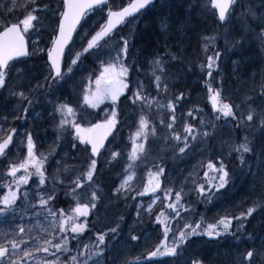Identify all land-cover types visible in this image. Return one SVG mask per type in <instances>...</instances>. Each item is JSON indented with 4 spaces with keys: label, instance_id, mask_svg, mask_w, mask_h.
Returning <instances> with one entry per match:
<instances>
[{
    "label": "snow or ice",
    "instance_id": "snow-or-ice-1",
    "mask_svg": "<svg viewBox=\"0 0 264 264\" xmlns=\"http://www.w3.org/2000/svg\"><path fill=\"white\" fill-rule=\"evenodd\" d=\"M211 5L216 10L214 23L218 28H224L226 46L243 49L246 43H251L254 39L264 50V0H211ZM199 6V0H128L126 4L123 0L120 4L115 0H26L22 7V18L12 19L17 8L16 0H13L12 6L0 15V89L9 86L15 73L21 90H13L11 95L17 97L21 103L27 102L24 113L27 114L34 101L43 95L47 103L53 105L49 116L53 120L59 117L55 125L57 135L54 143L59 146L67 134L72 136L70 143L73 150L79 151L81 145L85 152L90 149L86 170L57 160L51 187H48L49 177L46 176L45 165L49 155L37 153L32 132L28 131L26 134L27 154L23 159H13L9 155V145L13 144V133H17V129H11L6 138L0 137V158H3L0 159V188L7 189L0 196V217L11 216L14 223L20 207L17 202L22 200L24 212L31 211L36 218L44 217L47 227L42 231L50 237L38 235L26 239L32 229H26L23 223L17 226L18 230L12 231L11 239L7 238L9 233L0 232V237L4 238V242L0 243V264H116L108 256V252L111 240L120 235L124 217L119 218L115 227L97 232L95 240L83 243L82 247L79 237L85 233L88 225L79 221L81 217L87 219L103 200L102 189L95 183V176L99 171L98 158L104 154L102 149L108 150L105 140L110 135L114 137L122 123L120 116L123 113L117 107L122 96L132 109L131 115L126 118L136 116V127L135 131L130 132L132 147L124 165L123 179L114 188L113 194L119 197L132 190L131 185L137 176V169L147 168L148 182L143 191L137 192V196L143 197L152 193L153 199L147 207L136 205V218L129 229V243L140 241L139 234H131L133 228L137 222H143L142 212L149 218L152 216L157 201L163 203L155 220L163 228V239L155 244L154 250L147 251L146 259L142 254L133 259L125 257L120 264H149L163 257L171 258V264H205L202 257L187 255L193 240H204L205 237L206 243H212L221 237L232 238L237 254L232 258L231 264H264V86L255 95L246 93L239 102H233L223 96L222 83L220 88H214L210 81L206 82L211 113L205 116L203 110L195 106L186 113L187 118L199 121L197 125L189 123L183 113L177 116V109L185 100V94L180 92L179 95H169V81L178 80L182 71L173 72L172 68L175 64L184 62L186 51L183 38L178 39L175 44H169V40L173 39V33L181 34L182 37L186 32L199 29L200 22L195 16ZM176 9H184L186 15L173 24L172 15ZM96 11L105 13V22L94 33H85L82 39L86 40V44H82L80 50L73 54V33L77 31V25L81 24L89 12ZM149 11L159 12L160 34L165 39L163 53L157 49L148 60L149 70L145 75L149 84L146 85L143 80L133 81L131 75L133 72L144 71L143 65L134 67L137 63L135 60L129 64L136 26H133L130 36L118 30V26L138 21L142 14ZM45 20L51 27V32L48 33L49 43L40 47L46 31ZM34 33H39L41 38L32 41L33 50L30 52L26 37L31 40ZM197 34L200 35V45L207 59L206 65L201 63L200 68L203 71L206 67L207 76L211 78L213 68L218 67L217 61L222 56L221 51L215 50L220 34ZM210 48L213 51L208 55ZM41 53H46L47 59L38 73L34 74L26 67L17 66L24 63L20 58L40 56ZM89 57L98 63L99 73L93 71L88 76L79 111L67 99L60 100L57 96L53 101L52 97L70 84L77 70L83 71L80 65ZM40 59L43 60V56ZM233 64L239 67L240 61H233ZM25 80L27 84L24 83ZM152 85L155 86L156 95H152ZM12 87L15 89L17 85L13 83ZM127 92H131V95L127 96ZM257 100L260 104L256 103ZM105 101H111V114L106 115L103 121L85 127L83 121L86 119V109L98 108ZM154 105L160 113L158 125L150 115ZM16 119L20 117L17 116ZM0 131L3 129L0 128ZM237 131L245 133L240 142L233 139L230 143L222 139L223 135ZM218 138L221 150L218 164L210 159L206 167L202 162L193 165L177 189L176 178L169 177L164 166L165 154L171 151L173 160H183L197 145L203 146L201 154L210 147L215 151L210 142ZM21 143L23 144V140ZM225 148L227 158L231 159L235 155L240 172L252 178L255 195L250 206L240 211L239 215L225 213L214 223H207L205 227L203 216L200 220L193 219L195 209L188 197L194 192L197 202L207 204L228 191L234 182L235 171L229 169L225 163ZM122 157L120 150H113L106 162L109 165L118 163ZM5 160L8 162L6 170L3 167ZM61 163L64 173L67 174L66 178L71 177L73 172L76 173L75 178L69 179V184L66 185L68 191L65 196H71L76 201L75 207H70L69 210L55 207L58 186L64 182L59 178ZM21 171L23 174L18 176ZM201 171L203 177L200 176ZM33 176L38 179L34 193L22 190V186L29 185ZM161 178L169 179L170 186L162 187ZM257 185L258 192L255 187ZM185 188H189V191L185 192ZM159 192H163V197L158 195ZM257 214L261 216V223L250 228L251 220ZM173 221L176 223L175 228ZM69 232L75 235L69 237ZM33 240L35 245L31 243ZM71 240L76 241L75 254H72ZM241 244L246 246L242 251L239 248ZM147 247L148 237L145 236V248ZM41 253L45 255L41 256ZM57 253L68 255L62 261Z\"/></svg>",
    "mask_w": 264,
    "mask_h": 264
},
{
    "label": "trees",
    "instance_id": "trees-1",
    "mask_svg": "<svg viewBox=\"0 0 264 264\" xmlns=\"http://www.w3.org/2000/svg\"><path fill=\"white\" fill-rule=\"evenodd\" d=\"M25 2H26V0H16L17 8H16L15 14L13 15L12 19L20 18V17H16L17 13L18 14L21 13V15L23 16L22 7H23V4ZM120 2H121V0H120ZM123 3L124 4L128 3V0H123ZM8 4H10V2L4 3V4L2 2H0V15L4 14L6 12L7 8L12 6L13 2L10 5H8ZM199 4H200V6L198 7L197 12L195 13L196 19L200 22L199 29H197L195 31L186 32V33L182 34V37H181V34L173 33V39L169 40V44H175L178 39L183 38L184 44L186 43V47H184V49L186 50L184 62L182 64H180V63L175 64V66H177V69L182 70V71L180 72V76H179L178 80L169 81V95L175 96V95H179L180 92H183L185 94L186 101H191L190 98L192 96H194L195 93H199V92H197L198 86H199L200 92H201L200 98H203L205 96V94H206L205 98H208L209 94H208V89H207V84H206V82H208V81H210L212 83L214 88H220L221 83H222V86H223V93L222 94H223V96L226 99H230L233 102H239L240 99L246 93L251 94L250 91L252 92L253 95H255L256 93H258V91H260L261 86H264V50L261 49L260 43L258 41H256V45H255L257 55L260 58V63L258 66H256L257 69L255 68L248 78H242L244 81L237 83L236 81L241 79L239 74H240V72H242V70L236 72L235 66L229 65V58H231L230 63L233 64V61H234L233 57L240 55L241 52H243V49H246V47H244L243 49H233L230 45L226 46L224 38H223L224 28L223 27L218 28L216 23H214L216 18H215L213 11L211 10V8L209 6L208 0H199ZM204 5H207V6L204 7ZM185 8H186V6H185ZM144 15L145 16L137 22L136 29L140 24H143V23L151 25L152 23H151V21H149L150 16L152 17L151 19H152L153 23L155 24V27L152 30L147 31L143 35L135 36V40L132 42L133 46L131 48V52H130V56H129V64H132L134 60L137 62L134 65V67H140L142 65L141 62H144V61L147 62L149 60V57L151 58L156 53L157 49H159L161 54L164 51L163 41H164L165 37L160 34V25H159V21H158L159 12L158 11H149ZM185 15H186V11L184 9L174 10L173 15H172V23L175 24L182 16H185ZM103 19H104V17H103ZM131 23H129L130 29L127 33V35H129V36L133 30V28L131 27L133 25ZM148 32H150V34H148ZM216 32H219L220 38L216 42L215 50L221 51L222 56L217 61L218 67L213 68V75L211 78H209L207 76V68L205 67L203 71L200 68L201 63H204L206 65L207 59H206V55L203 52L201 45H200V35L197 33H200L203 35H213ZM143 36H146L145 41L140 40V38L143 39ZM43 37H46L45 33H44ZM42 41H44V43L47 44V42L49 41V37L46 39L43 38ZM139 43H141V46L142 45L144 46V49L148 48V45H149V47H150V48H148L149 55L148 54L147 55L141 54L140 49L137 47V45ZM195 46H197V47H195ZM173 51H175V48H173ZM212 51H213V49L210 48L208 55H211ZM41 56H43L44 59L42 61L44 62L45 53H42ZM82 64L84 65V68L86 70L89 69L90 73H92L93 71H95L96 74L99 73L98 63L94 62L90 58L84 59ZM228 66L230 67V70H231L230 74H229V72H225V70ZM140 74H141V72H140ZM131 75H132L133 81L140 79L142 77V74L140 76L139 73H135V72H133ZM93 79H94V77H93ZM182 80H184L186 82L185 83L186 87L180 86L181 85L180 82H182ZM232 84H233V86H232ZM43 97H44L43 95H40L38 99L39 100L41 99L43 101L44 100ZM52 99H53V101L56 100L55 97H53ZM122 100H125V98H123ZM121 101L119 103V108H121L124 104L123 102L121 103ZM189 103H191V102H187V105ZM206 103H207V101L205 102V104ZM256 103L260 104V101L257 100ZM110 105L111 104H109V106ZM52 106H53L52 104H49L46 102V104L44 105L43 108H52ZM105 106L107 107L108 104H106ZM110 107H112V105ZM118 111L123 113V115H122L123 118H121V121L124 120V118H126L127 115L130 116L132 113V109L129 107V102L126 101L125 108H123V110L118 109ZM90 113H91L90 117L92 120L95 121L98 119V117L96 118L98 113H95L92 110H90ZM41 114H42V112L40 111V115ZM28 115H30V112H28L26 114V117H29ZM2 117H3V114H2V111H0V123L1 124H2V120H1ZM19 117L21 119L22 118L24 119V116H22L20 114H19ZM131 118L133 121H136V116H131ZM26 129H27L26 132L31 131L33 136H34V134H36L35 130L31 126H27ZM120 131H121L120 129L117 130V132L115 133V136L112 138L110 144L113 147L112 151L113 150H120L123 153L122 159H120L118 163H113L111 165H109L106 162L108 157L110 156V154L107 156H102L98 159L99 171L95 176V183L97 185H99L102 189L103 200L98 205V208L96 210H93V212H92L93 214H91L87 220L81 222V223H87V225H88V227L85 230V233L80 234V237H79L82 240L81 247L83 246V243H88L89 240H95V236H96L97 232H104V231H107L111 227H115L116 223L119 220V218L117 217L114 221H112V219L110 217V213L113 212V213L117 214V212H115V210L120 209L122 207V205L120 204L117 206H113L112 210H111V206H112L113 202L110 200H113V198H114V194H113L114 188L120 184V182L123 178L122 173H123L124 165L127 162L128 153L130 152V149H128V147H125L124 142L121 140V138H119ZM244 134L245 133L243 131H237L236 133H232V138L235 140V142H240V140ZM249 135H250V133H249ZM80 149H81V153H82V158L80 160H78L76 157H74L71 159V161L73 163V166H75L76 168L81 169V170H86L87 164L89 162L88 161V153L83 150L84 149L83 145L80 147ZM74 152H76V151L73 150L72 152H68V153L74 154ZM223 155L225 156V163L228 165L229 169H232L235 171L236 167L239 165V162L236 160L235 155H233V157L231 159L227 158L226 152H224ZM171 157H172V152L168 151L165 154L164 166L166 167V169L168 171L169 177H172L171 176V170H169V167L171 165V159H172ZM45 167L47 169L46 176L49 177L48 187H51L52 176L50 175L49 170L52 168V165L46 164ZM145 171H148V169L145 168ZM188 172H189V170L187 171V174L183 175V177L180 180H176V185L180 184V182L184 179V177L188 175ZM200 176L203 177V174L200 173ZM36 184H38V179L35 176H33L29 180V185H23L22 186V190H29V191H32L34 193L35 188H36ZM68 184L69 183L64 182L63 184L58 186L59 192H58V200H57L56 205H55L56 208H64L66 210H69L70 207H75L76 201H74L71 196H65V192L68 191V188L66 187V185H68ZM163 186H164V183H163L162 187ZM232 187L233 186L230 185L228 188V191L224 192L222 196H218L211 203H207V204L197 202V196L193 192L188 197V199L192 202V207L195 209V215H194L193 219L194 220H200L201 216H203V214L206 211V207L210 208V209L213 208L214 202L218 199H222L223 197L227 196L230 193V189H232ZM77 191L79 192V190H77ZM188 191H189V188H185V192H188ZM5 192L6 191L0 190L1 196H3V194ZM159 194L161 197H163V192H161ZM21 195H22V193H21ZM127 195H128L127 199H129V197L132 196V194H130V193ZM173 199H174V196H173ZM17 203H18V205H20V207L17 210V214L15 216V222L13 223V217H11V216H9L7 218L0 217V232L9 233L7 238L11 239L12 238V235H11L12 231L14 229L18 230L17 226L20 225L21 223H23V226L26 229H29V228L32 229V231L30 233H28V235L25 237L26 239L29 236L35 237L38 235L43 236L45 238H50V237H47V234L45 232L43 235H41L42 229L47 227V221H45L44 217L40 216L39 218H36L33 212H31V211L24 212L22 200H18ZM33 203H35V200H33ZM137 204H139V203H137L136 200L131 202L130 207L132 209H129V213H126L127 210H125L126 214L121 215L124 217V222L121 223L120 232L125 234V236H126V238H128V240H130V231H129L130 226L133 225L134 220L136 218V212H137L136 205ZM162 207H163V203H162V201H159L157 203V205L154 207L153 214L150 218L148 217V215L146 213L142 212L143 222L142 223L137 222L135 224V227L133 228V231L131 234H139L141 236V239L138 243L132 242L133 244L132 243L131 244L136 245V246H138V245L141 246V241L145 240V236H147L148 237V247L145 248L140 253L133 256V258L142 254L143 258L146 259L147 258V251L148 250H154L155 244H157L159 242V240L161 239L162 235H159V236L157 235V233H159L160 231H159L158 225L155 223V220H156V214H158L161 211ZM126 208H128V207H126ZM21 216H23V221H21ZM207 223H209V222L205 221V225H204L205 227L207 226ZM152 224L154 225L153 228H151ZM173 224H175L174 221H173ZM233 224H235V221H233ZM180 226L182 227L183 223ZM36 232H38V234L34 235V233H36ZM68 235H69V237H71L75 234L69 232ZM125 236H121V237H118L114 240H111L110 251L108 252V255L111 252H113L114 248H116V246H118L120 240H122ZM109 239H110V237H109ZM224 239H225V241H229L231 239V237H221L212 243H206L205 242L207 240L206 237L204 238V240H200V239L196 238L193 240V243L189 246L188 251H187V255L202 257L205 264H222V261L220 259L218 260V258H216V255L221 254L222 248L225 247L226 244H222L221 246H219L220 244L217 245L216 243L222 242ZM3 242H4V238L0 237V243H3ZM31 243L33 245H35L36 242L33 240V241H31ZM41 243H42V240H41ZM75 245H76V241L71 240L70 241V247L72 248V254H75V252H76ZM244 247H246V246H244ZM205 248L210 249V254H211L210 258H207L204 256L205 252H206V251H204V250H206ZM57 255H59L61 260L63 261V260H65V257L68 254L65 253L64 255H61L60 253H57ZM133 258H131V259H133ZM149 264H171V258L163 257V258H160L158 261L149 262Z\"/></svg>",
    "mask_w": 264,
    "mask_h": 264
},
{
    "label": "rangeland",
    "instance_id": "rangeland-1",
    "mask_svg": "<svg viewBox=\"0 0 264 264\" xmlns=\"http://www.w3.org/2000/svg\"><path fill=\"white\" fill-rule=\"evenodd\" d=\"M0 2L7 3L10 2V4L13 2V0H0ZM55 2V0H54ZM115 2L117 4H120V0H115ZM8 4V5H10ZM238 11V10H237ZM105 13L101 12V11H96L95 13L90 14L86 21L84 22V24L82 25V27L80 28V30L78 31L77 35L74 38L75 43L72 44V50H73V54L75 53V51L80 50V47L82 44H86V40L82 39L85 35V33H94V31L98 30L99 26L103 23ZM16 17H20L22 18L21 13H17ZM142 18H140L139 20H141ZM138 20V21H139ZM138 21H133L132 25L137 26V22ZM133 26H131L133 28ZM44 27L46 29L45 34L46 37H43L44 39L48 38V33L51 32V27L48 26V21L45 20L44 21ZM130 29V26H124L121 30L123 31V33L125 35H127L128 31ZM148 34H150V32H148ZM40 34L39 33H34L31 37V40H28L27 37L26 39L28 40L29 46H30V52H32L33 50V45H32V41L40 39ZM42 38V39H43ZM47 42V41H46ZM49 43V41L47 42ZM46 43H44V41L41 42L40 47H44ZM138 47V45H137ZM42 55V53L40 54V56ZM40 56H36V55H31L30 58L28 60H25L23 64H18V67H26L27 69L31 70L34 74L38 73L39 71L42 70L41 66L44 63L42 61V59H40ZM45 57H46V53H45ZM91 60H93L91 57H89ZM152 58V57H151ZM150 59V57H149ZM144 68V71H141L142 77L141 79H137V80H143L145 81V84L148 85L149 81L147 76L145 75V72L149 70V66H148V61H144L141 62ZM80 68L83 69V71H80L79 69L76 72V75L74 76L73 80L70 82L69 85L64 86V88L56 93V97L58 96L60 98V100H64L67 99L68 102L73 105L74 107H76L79 111L80 105L82 103V96H83V90L84 88L87 86L88 84V76L90 75V71L89 69H85L84 65L81 64ZM257 69V68H256ZM177 66L172 68V71L176 72ZM135 80V81H137ZM15 83L16 85L20 84V81L16 78L15 73L13 74V80L10 81L9 86L3 89H0V95L3 94V92H10L11 90H14L12 87V84ZM177 85V84H176ZM133 87L135 88V85L133 84ZM151 92L152 95H156V90H155V86L152 85L151 86ZM199 93H195L194 96H192L190 98L191 101H186V99L181 102V104L179 105L178 109H177V116H180L182 113L185 114V118L188 120L189 123H192L193 125H197L199 123L198 120H191L190 118L186 117V113L188 111L189 108L192 107H199L200 109L203 110V114L205 116H207V114L211 113L212 108H211V102L209 100V96L208 98H205V96L203 98H198ZM200 96H201V92H200ZM52 97V98H53ZM44 98V97H43ZM125 103L123 104V106L121 108L118 109H122L125 108ZM207 101V103L205 104V102ZM47 100H43V103H46ZM166 103V101H164ZM187 102H191L187 105ZM23 103H27L26 101H24ZM20 104L21 102L18 100L17 97H12L11 99L7 100L6 102H2L0 103V111H2L3 117L7 114L12 115L11 118L8 120L5 118L2 119L3 125L0 124V128L3 129V131H0V137H3L5 134V132H7L9 130L8 127H15L17 126L19 123H21L19 125V127L21 128L19 132L16 133V138L14 139V142L10 148L9 151V155L11 158L15 159V158H19V159H23L24 156H26L27 154V150H26V133H25V127L27 128V126H31L34 130V125L35 123L31 122V121H25L23 119H16V117H19V111L22 114V111L20 110ZM108 104V106L106 107L105 105ZM109 104H111V101H105L103 104H101L98 108H91L95 113H98V119L99 117H104V119L106 118V115H110L111 114V105L109 106ZM39 104L36 105H32L33 109H35L36 111L40 110L42 112L41 115H36L34 114V118L33 119H39L38 122H36V126H39L40 131L38 134H34L33 138H34V142L36 144V151L37 153H44L49 155V160L47 165H52V168L49 170V173L51 176H53V174L55 173V170L57 168V164L56 161L57 160H61L66 161L67 164L69 166H73L72 161L69 159V155H71L73 158L76 157L78 160H80L82 158V153H81V149L79 151L74 152V154H69L68 152H72L73 149L71 148V143L70 141L72 140V136L71 135H67L65 134V139L63 140L62 143L59 144V146H57L56 143H54L56 141V135H57V130H56V123L59 120V117H56V120H53L50 116L49 113L53 111V106L52 108H42V107H38ZM94 113V114H95ZM39 114V113H38ZM89 112H85L84 115L86 116V119L83 121V125L85 127L89 126L90 123L94 120L91 119ZM195 114V113H194ZM150 115L152 117V120L155 121L157 123V125L159 124V115L160 113L158 112L156 106L154 105L151 109ZM96 116V118H97ZM129 115H127L128 117ZM6 117V116H5ZM49 119L50 125H46L45 121ZM97 119V120H98ZM129 120V119H127ZM40 122V123H39ZM121 126H120V133H119V138H121V140L124 142L125 147H128V149H130L131 151V142H130V132L135 131V127H136V123L135 121L131 120L129 125L126 126L123 123V120L121 121ZM183 121L181 122V127H182ZM4 126V127H3ZM50 129V131H49ZM125 130V131H124ZM226 133L228 132V130H225ZM150 139H152L150 137ZM219 139L217 140H213L210 142V144L212 146H214L215 151L212 150V147H210L208 150L203 151V154H201V148L203 147L202 145H197V147L187 156L185 157L183 160H179L177 159V162L180 163H186L190 165V169L189 172L192 170L193 165H198L199 163H203L206 167L208 161L211 159L214 163L219 162V156L221 155V150H220V143H219ZM223 140H227L230 143L232 142L233 138H232V133L231 134H225L222 136ZM23 140V144L21 143V141ZM78 143V141H77ZM108 150H105V153L103 154V156H107L110 154V151H112L113 147L108 146L107 148ZM72 150V151H71ZM227 151V148L224 149V152ZM5 163L3 164V167L5 168V170L7 169V160L4 161ZM17 162H19L17 160ZM63 163H61L60 165V169H61V175L59 178L63 179V181L65 183H69V179H74L75 178V172L72 173L71 177L66 178L67 174L64 173L63 171ZM188 172V173H189ZM200 173L203 174V171H201ZM23 174V172L21 171L20 173H18L17 175H21ZM11 179V178H9ZM123 179V178H122ZM149 179L148 176V171H145V168H140L137 169V176L135 178L134 183L131 185V189L129 191H126L125 193H123L121 196L117 197L116 195H114L113 200H110L113 202L112 206H111V210L113 206H117V205H122V207L120 209L115 210V212H117V214L111 212L110 213V217L112 219V221H114L117 217L120 218L121 215L129 213V209H132L130 207V203L133 199V197H135V199H141L143 197L142 202L140 204H142L144 207H147V205L151 202V200L153 199V194L149 193L148 195H145L143 197L137 196V192L143 191L144 189V185L147 184ZM63 182V183H64ZM163 187H168L169 185V179L167 178H161V186L163 185ZM231 186H234V190L236 188V195L235 192L232 193V195H230V197L227 198V200H229L228 202L225 203H218L221 199H218L214 202L213 204V208H207L206 207V211L203 214V217L205 218V221L208 222H214L216 219H219V217L221 215H224L225 213H232L234 214L235 212L238 211H242V210H246V208L248 206H250L252 199L254 198L255 193L253 192V183H252V178L249 176H245L243 173L242 175L236 176L234 177V182L231 184ZM179 185H176V188H178ZM256 187V191H259V186H255ZM0 190L3 191H7L6 188H0ZM230 192H233L232 189H230ZM134 194V196H130L129 199H127V194ZM161 193V192H159ZM158 193V195H160ZM3 194V193H2ZM4 195V194H3ZM1 196V194H0ZM147 196H151L152 198L149 199L147 198ZM126 197V199H125ZM159 201H157L158 203ZM218 203V204H217ZM157 205V204H156ZM154 205V207L156 206ZM124 206V207H123ZM128 207V208H126ZM125 210H127V212L125 213ZM93 214V213H91ZM90 214V215H91ZM88 219V218H87ZM83 217L80 218L79 222H83L85 220H87ZM257 220L256 223H254V226L257 225L258 226V221H259V225L261 223V216L259 214L255 215V218H253L252 220ZM251 220V221H252ZM253 222V221H252ZM154 223V222H153ZM175 223V221H174ZM183 222H181L182 224ZM180 224V225H181ZM153 224L152 227L153 228ZM159 233H157V235H162L161 239H163V228L161 226H159ZM173 227H176V223L173 224ZM259 230V229H258ZM38 232L34 233V235H37ZM44 232L41 231V235H43ZM121 237V236H117L116 238ZM115 238V239H116ZM126 238V236H125ZM130 240H128L129 243ZM132 243V242H131ZM131 243H129L130 245H132ZM217 245L221 246L222 244H226L227 245V249L225 247L222 248L221 251V261L222 264H231L232 258L237 254V249L235 247L234 249V254L233 253H229L230 247L232 246V244L235 245V242L232 240V238L229 241H225V239L222 242H218L216 243ZM245 245L241 244V246H239L240 250L242 251L245 247ZM133 247H136V245H133ZM41 256L45 255L43 253L40 254ZM49 259H52V257H49ZM117 259V258H114Z\"/></svg>",
    "mask_w": 264,
    "mask_h": 264
},
{
    "label": "bare ground",
    "instance_id": "bare-ground-1",
    "mask_svg": "<svg viewBox=\"0 0 264 264\" xmlns=\"http://www.w3.org/2000/svg\"><path fill=\"white\" fill-rule=\"evenodd\" d=\"M149 18H150L149 21H151L152 24L151 25L144 24V23L143 24H140L137 27L136 31H135V36H137V35H139V36L140 35H143L147 31H150V30H152L155 27V24L153 23V21L151 19L152 17L150 16ZM145 39H146V36H143V39L140 38L141 41H145ZM141 43L138 44V48L140 49L141 54L142 55H147V54L149 55V52H148V48H150L149 45H148V48H145L144 49V46L143 45L141 46ZM255 45H256V40L253 39L251 43H246V45H245L246 49H243V52H241L240 55H238L236 57H233V60L234 61H240L239 67H237L234 64H231L230 63V59L231 58H229V65L235 66L236 72L242 70V72H240V74H239V76H240L241 79L237 80L236 81L237 83H240V82L244 81L242 78H248L250 76V74L253 72V70L256 68V66H258L259 63H260V58L257 55V51L255 49ZM183 47H186V43L183 45ZM195 47H197V46H195ZM230 71H231L230 70V67L228 66L226 68L225 72H229V74H230ZM24 83L27 84V81L25 80ZM180 83H181L180 86H185L186 85L185 84L186 82L184 80H182V82H180ZM232 86H233V84H232ZM14 90L15 91H19L21 89H20L19 85H17V87ZM12 91L13 90H11L10 92H6V93L3 92V94L0 95V103L6 102L7 100H9L12 97H14V96L11 95V92ZM197 92H199V96L197 97V100H198V98H200V88H199V86H198ZM250 93L252 94L251 91H250ZM42 102L43 101L41 99L40 100L38 99V100L34 101L33 104L36 105V106H37V104H39L38 107H44V103L42 104ZM5 116L9 120L12 115L7 114ZM5 116L2 117V119H4ZM38 120L37 119H33L32 120V122L35 123V126L37 125L36 122H38ZM45 124L46 125H48V124L50 125L49 119H47L45 121ZM2 125H3V122H2ZM35 126H34L35 133L38 134L39 131H40V128H39V126H37V127H35ZM49 131H50V129H49ZM226 153H227V151H226ZM72 158L73 157L71 155H69V159L71 160ZM189 168H190V165L189 164L180 163V162H177L176 160L171 159V165L169 167V170H171V176L174 177V178H176V180H180L183 177V175H186L187 174V171L189 170ZM239 169H240V166L238 165L236 167V169H235V177L236 176H239V175H242V173L240 172ZM232 191L233 192H230L227 196L223 197L218 203L228 202L230 199L227 200V198L230 197V195H232V193L235 192V195H236V188L234 190V186L232 187ZM239 212L240 211L235 212L234 214L235 215H239ZM252 221H251V224L249 226L250 228L257 226V225L254 226V223H256L257 220L255 219V220H252ZM206 222H208V221H206ZM211 223H213V222H211ZM258 225H259V221H258ZM119 236H125V234H123L122 232H120V235ZM144 246H145V240H142L141 241V246L138 245L136 247H133V245H130L128 243V238H125L124 237L122 240H120L118 246H116V248H114L113 252H111L108 256L111 257V258H113V259L114 258H117V259H114V260L116 261V264H120V261L122 259H124L125 257H127L128 259H131L136 254H138L141 251H143L145 249ZM225 248L226 249L228 248L227 245L225 246ZM205 249L206 250H204V251H206V252H205V255L204 256L207 257V258H210L211 257L210 249L209 248H205ZM234 249H235V245L232 244V246L230 247L229 253H233L234 254V252H233ZM221 257H222L221 254H217L216 255V258H218V260L221 259Z\"/></svg>",
    "mask_w": 264,
    "mask_h": 264
},
{
    "label": "water",
    "instance_id": "water-1",
    "mask_svg": "<svg viewBox=\"0 0 264 264\" xmlns=\"http://www.w3.org/2000/svg\"><path fill=\"white\" fill-rule=\"evenodd\" d=\"M210 1V4H211V0H209ZM211 7H212V5H211ZM214 10V12H215V15H216V10L215 9H213ZM105 19H106V16H105ZM83 21V20H82ZM82 21H81V23H82ZM105 22V21H104ZM81 25V24H80ZM80 25H77V30H78V28L80 27ZM122 26V25H121ZM121 26H118V29L121 27ZM75 33L76 32H74L73 33V38H74V36H75ZM71 43V42H70ZM26 58H28V57H22V58H20V60H22V59H26ZM46 59H47V57H46ZM98 122H100V121H98ZM97 123V122H96ZM112 136L110 135L109 137H108V139L107 140H105V145L108 143V141L110 140V138H111ZM103 150V149H102ZM101 150V151H102ZM89 155H90V149H89Z\"/></svg>",
    "mask_w": 264,
    "mask_h": 264
}]
</instances>
